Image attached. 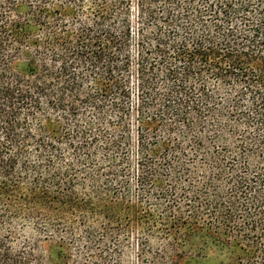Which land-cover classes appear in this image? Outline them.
<instances>
[{
  "label": "trees",
  "instance_id": "trees-1",
  "mask_svg": "<svg viewBox=\"0 0 264 264\" xmlns=\"http://www.w3.org/2000/svg\"><path fill=\"white\" fill-rule=\"evenodd\" d=\"M0 264H264V0H0Z\"/></svg>",
  "mask_w": 264,
  "mask_h": 264
},
{
  "label": "rangeland",
  "instance_id": "rangeland-1",
  "mask_svg": "<svg viewBox=\"0 0 264 264\" xmlns=\"http://www.w3.org/2000/svg\"><path fill=\"white\" fill-rule=\"evenodd\" d=\"M175 200L177 201V203H173V204H177V205H174V211H173L174 215L183 214V212H184V216H186V213L191 211V212H197L198 217L202 218L204 216L203 215L204 209L199 203L198 204H196V203L191 204V206L188 208L185 205V201L182 198H180L179 196H175ZM168 208H169L168 206L158 207V208L156 207L154 209V213L161 218H163V217L165 218L166 216H169V214H172V212L171 213L168 212ZM186 210H187V212H186ZM50 245H51L50 242H42L38 249L47 251V253L49 251H54ZM128 251L129 250L127 248H125V247L123 248L124 253L122 255L126 261L128 260V254H129ZM35 252H36V246H35Z\"/></svg>",
  "mask_w": 264,
  "mask_h": 264
}]
</instances>
